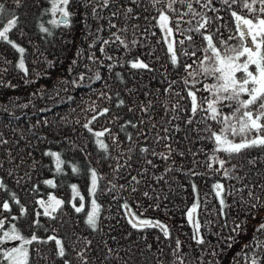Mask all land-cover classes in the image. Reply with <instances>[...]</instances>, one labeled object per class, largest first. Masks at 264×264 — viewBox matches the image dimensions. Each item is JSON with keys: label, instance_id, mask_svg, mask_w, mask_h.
I'll use <instances>...</instances> for the list:
<instances>
[{"label": "trees", "instance_id": "1", "mask_svg": "<svg viewBox=\"0 0 264 264\" xmlns=\"http://www.w3.org/2000/svg\"><path fill=\"white\" fill-rule=\"evenodd\" d=\"M188 2L201 15H184L181 31L174 32L176 41L184 40L174 45L179 62L174 65L158 18L160 9L167 11L175 28L177 13H187L186 3L178 0L176 12L166 8L167 0H108L107 7L104 0H70L67 23L54 15L53 0H0L6 13L18 17L8 35L25 49L28 69L21 70L20 53L0 41V180L5 185L0 220L5 230L15 224L21 235L38 237L27 246L29 264H181V259L183 264H250L253 256L264 264V231H257L264 223V150L233 157L214 151L204 129L219 131L221 125L208 119L209 113L193 115L187 95L191 89L198 100L208 97L204 85L214 83L196 74L207 46L201 33L212 35L218 47L225 46L220 41L237 45L238 38L229 39L238 37L232 12L255 14L243 8L244 0H212L208 8L202 6L207 0ZM202 17L208 23L197 32ZM193 51L194 57L184 54ZM136 60L149 68H132ZM185 64L192 68L185 71ZM104 108L109 111L100 115ZM89 121L93 131L110 130L99 138L107 152L84 127ZM48 153L59 154V169ZM213 155L226 161L223 168L210 159ZM216 184L223 186L219 196ZM50 196L64 204L44 216L38 201ZM93 199L100 205L95 228L86 222ZM5 202L10 211L2 208ZM81 203L84 209L76 212L73 204ZM194 203L193 221L200 225L203 244L194 238L195 224L188 218ZM124 204L140 219L159 221L168 234L160 227L133 228ZM52 236L63 242V257L48 239Z\"/></svg>", "mask_w": 264, "mask_h": 264}, {"label": "snow or ice", "instance_id": "2", "mask_svg": "<svg viewBox=\"0 0 264 264\" xmlns=\"http://www.w3.org/2000/svg\"><path fill=\"white\" fill-rule=\"evenodd\" d=\"M19 2V0H17ZM70 0H59V4L63 7L58 6L56 3L53 4L52 11L53 13L59 11L62 13L65 18V23H67V17L70 16V13L67 11V5ZM156 2H161V0H156ZM179 3L185 4L187 6V13L180 14L177 13L178 19L175 21V28L172 26L173 21L172 17L168 14L167 11L160 9L159 15V28L164 32V42L167 44V51L170 53L171 62L174 65H178V56L177 51L174 47L176 43L180 45L184 44V40L176 41L174 38V32H180V22L183 20V16L191 14L193 17L201 15L198 13L192 2L188 0H178ZM233 3H236L237 0H232ZM177 3V0H167L166 8L172 12H176V9L173 5ZM196 3H200V0H196ZM212 0H207L202 6L208 8L211 5ZM223 3L228 4L229 0H223ZM108 0H104V6L107 7ZM256 5H259L257 7ZM243 8L248 9L250 13L255 14L254 16L246 17L243 15L237 14L233 11L232 16L236 21V30L238 37H229V39H237L239 43L237 45L228 46L225 41H220L221 44L225 45L223 48L218 47L214 43L212 35H205L203 33V39L207 42V46L203 49L204 56L200 60V68L197 75H203L205 79L211 78L214 80L212 84H205L203 90L208 92L210 95L208 97L201 98L198 100L197 91L189 89L187 95L191 97V112L195 115L198 111H203L209 113L208 119L215 121L220 124L221 127L219 131H213L211 126H208L205 131L211 133L208 137L213 140L216 148L214 151H222L227 153L229 157L238 156L242 152L253 149L260 148L264 150V0H244ZM127 12L131 13L132 8H128ZM5 15H8L6 23L4 22ZM115 15V14H114ZM203 22H198V27L195 28V31L199 32L201 28H206L208 23L207 18L202 17ZM18 17L12 13H6V9L2 3H0V23L4 24L2 30H0V41H6L11 44L20 53V61L18 67L27 73L28 69L25 67L23 54L25 49L15 44L12 40L9 39L10 30L17 27ZM52 23H57L53 21ZM191 23V21H188ZM115 27V25H113ZM41 30L43 32H48V29L41 25ZM191 31V29H189ZM117 40H120V37H116ZM187 39L191 41L192 36H187ZM121 44H124V41H120ZM107 43V41L105 42ZM127 47V45H124ZM185 55L195 56L196 52L184 53ZM131 67L134 69H148L149 65L143 61L136 60L131 63ZM185 71L192 68V64H185L182 66ZM189 76H193V83H195V77L192 72L188 73ZM100 79L99 75L96 77ZM185 84H188L189 81L185 78ZM247 97V98H244ZM123 104V101L120 102ZM206 105V107H205ZM223 108L231 109L230 114H225ZM109 111V109L104 108L99 113L104 115ZM93 120L96 119V116L92 117ZM89 123L85 124L84 127L88 129L89 132L93 133L97 137L96 143L101 149L105 152L108 151V145L102 140L99 139L103 137L106 132H109V129L103 131H93L89 126ZM188 123H192L191 120ZM234 137H240L239 142H236ZM131 139V137H129ZM115 142V141H114ZM142 151H147L143 149ZM48 155L54 156L56 158L57 169H59L62 161L58 153H48ZM219 164L220 168H223L226 161L219 159L215 155L210 158ZM150 163V161H149ZM254 163V161H250ZM211 167V164L209 165ZM73 171H76L73 168ZM225 175H228V171L225 170ZM92 177V191L93 193L97 187V173L95 169L91 172ZM135 179V178H133ZM238 179V177H237ZM46 184L55 187V184L52 180L45 181ZM214 187L217 189V195H220V190L222 185L216 184ZM264 187V186H261ZM5 188V185L2 180H0V189ZM74 196H79V193L76 190V186H72ZM252 193H250L251 195ZM145 195H147L145 193ZM13 199H15V194L13 193ZM259 200L258 197H256ZM80 200L83 201V197L80 196ZM15 203L20 205V201L15 199ZM40 206L44 209V216H51L52 212H56L61 205L64 204V201L56 198L55 196H50L48 201L44 200L38 201ZM221 205L224 204L223 199L220 200ZM76 212H81L84 209L83 203L77 207L73 204ZM123 207L128 209V215L133 217L129 220V223L133 228L141 227H160L162 231L167 235V228L164 225H161L159 221H152L148 219H140L136 216L134 212L130 210L129 205L124 204ZM256 207V205H253ZM4 210L10 211L9 203L5 202L2 205ZM198 204L194 203L191 210L188 213L189 221L195 224L196 231L194 232V238L199 237V223L193 221V213L196 212ZM21 211H25L21 205ZM100 205L97 204L96 200L91 201V211L87 213V224L95 228L99 218ZM41 213H37V216ZM55 219V217H51ZM12 219H18L17 217H12ZM138 221V223H137ZM4 220H0V232H2L3 238L0 239V244H3L7 241H21L18 247H13L6 249L2 252L3 259L0 260V264H3V261H7L8 264H29V248L28 245H31L34 241H38L36 235H32L30 238L21 235L20 231L17 229L15 224H12L11 231L4 229ZM34 223L39 224V221ZM257 231H264V223H262ZM49 240H55V243L58 248V255L63 257L65 255V249L63 242L56 238L55 236L49 237ZM197 242L200 244L204 243L203 237H199ZM248 247V246H245ZM179 249V241H177V250ZM175 254V253H174ZM245 259L247 260V254H245ZM181 264L183 260L181 259ZM250 264H260V260L255 256L251 258Z\"/></svg>", "mask_w": 264, "mask_h": 264}, {"label": "rangeland", "instance_id": "3", "mask_svg": "<svg viewBox=\"0 0 264 264\" xmlns=\"http://www.w3.org/2000/svg\"><path fill=\"white\" fill-rule=\"evenodd\" d=\"M56 3L58 6L60 7H63V5H60L59 4V0H53V3H52V8H53V4ZM54 15L59 18L62 16V13L57 11L54 13ZM89 211H91V206L89 208ZM8 231H11V230H8ZM3 238V235H0V239ZM21 241H5L3 244H0V260L3 259L2 257V252L6 249H10V248H13V247H18L20 245ZM3 264H8L7 261H3Z\"/></svg>", "mask_w": 264, "mask_h": 264}, {"label": "water", "instance_id": "4", "mask_svg": "<svg viewBox=\"0 0 264 264\" xmlns=\"http://www.w3.org/2000/svg\"><path fill=\"white\" fill-rule=\"evenodd\" d=\"M60 20L61 21H64L65 20V18L63 17V15L61 16Z\"/></svg>", "mask_w": 264, "mask_h": 264}]
</instances>
